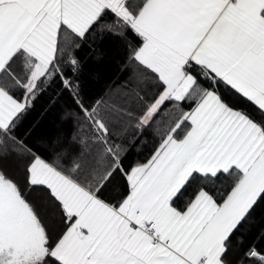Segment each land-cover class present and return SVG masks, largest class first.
Returning <instances> with one entry per match:
<instances>
[{"label":"snow or ice","instance_id":"obj_1","mask_svg":"<svg viewBox=\"0 0 264 264\" xmlns=\"http://www.w3.org/2000/svg\"><path fill=\"white\" fill-rule=\"evenodd\" d=\"M97 41L121 76L89 102ZM53 85L74 131L42 151L23 121ZM258 213L264 0H0V264H264Z\"/></svg>","mask_w":264,"mask_h":264},{"label":"trees","instance_id":"obj_2","mask_svg":"<svg viewBox=\"0 0 264 264\" xmlns=\"http://www.w3.org/2000/svg\"><path fill=\"white\" fill-rule=\"evenodd\" d=\"M81 56L83 60V71L80 76L81 94L90 102L103 97L110 87L118 83L123 52L120 48L114 47L111 41L102 43L97 41L86 47L81 52ZM64 96L66 97L67 94L65 93ZM68 112L69 102L61 97L55 85L49 87L35 101L34 107L23 121V128L29 130L31 142L36 148L46 151L50 143L70 138L74 124L70 121ZM146 140L145 144L129 145V159L132 162L144 161L148 157L153 139L148 136ZM122 191L123 188L105 195L109 199H114ZM262 228H264V214L258 213L251 235L258 236Z\"/></svg>","mask_w":264,"mask_h":264}]
</instances>
